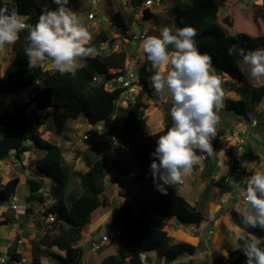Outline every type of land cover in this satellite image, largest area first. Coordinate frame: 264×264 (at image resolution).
<instances>
[{"label": "trees", "instance_id": "16d2710c", "mask_svg": "<svg viewBox=\"0 0 264 264\" xmlns=\"http://www.w3.org/2000/svg\"><path fill=\"white\" fill-rule=\"evenodd\" d=\"M76 0H69L66 6L71 10L76 8ZM144 0H131L134 7L140 6ZM183 5H175L170 9L173 17V30L184 26H192L197 30L196 45L201 53H207L212 57V66L223 72L225 75L236 79L244 85L247 99L225 101L222 107L223 112L230 116L242 117L250 120L252 116L261 121L264 117L259 112L261 102L264 98V86L254 87L247 84L241 71L242 57L238 49L255 50L264 48V36L251 37L248 33L240 32L230 35L218 21V10L225 6L226 0H182ZM0 7H6L9 11H15L26 18V23L35 24L40 15L45 11L54 10L57 5L53 0H0ZM135 9V8H134ZM132 14L126 15L122 9H118L111 17V25L115 31L125 33L132 23ZM264 13V8H258ZM153 16L149 9H145L143 17L149 19ZM264 18V15H263ZM232 17L226 18L222 24L229 27L232 24ZM28 33L25 29L19 34L17 41L12 44L14 59L0 75V95L22 89V91L41 85L39 90L25 104L19 106L14 112L7 110L0 114V160L14 152L16 159L20 160L22 155L31 148L28 142L34 147L45 152L44 156L36 161V168L39 176H45L53 182V192L56 199L54 205L45 211L56 217L47 233L39 240L40 244L47 248H57L65 253L62 258L63 264H81L82 250L74 246V243L81 237L83 228L89 223L91 214L99 206L105 204L103 184L106 171L105 160L94 161L89 169L78 176L80 196L70 206H66L62 189L65 186V173L63 169L64 159L59 146L43 139L38 132V127L45 125L48 119L52 120L55 132L62 135L67 129V121L75 119L80 115L88 125L96 126L107 121L117 112V105L120 97L126 91L118 87L115 79L126 72V64L129 56H136V45H129L128 49H119L105 54H96L94 57L83 58L82 65L77 68L76 74H60L44 70L40 65L29 68L28 58L25 49L28 46L26 39ZM114 39L109 38L104 30L99 31L92 39V46L107 44L111 49ZM169 51H172L169 48ZM150 64L144 61L136 69L137 85L139 89L133 94L132 102L126 106V114L122 123H111L105 130L108 138L127 147L130 155L141 165V172L145 177L150 178V164L152 163L151 153L155 150L156 140L160 135L166 133L171 127V117L161 131L153 134L146 133L148 117L145 115L148 99L152 97L154 90L150 86L148 71ZM94 78L98 79L97 81ZM107 82H110L112 90L105 89ZM37 83V85H36ZM31 104L37 110L52 113L37 115L34 112L29 114L27 109ZM171 101L169 103V111ZM213 154L207 155L204 161V175L213 173L217 166V135L211 141ZM198 155L201 153L198 152ZM118 167L119 163L115 162ZM240 164L233 158L230 173L221 176L213 185L218 187L222 194L230 193L231 186L227 182ZM124 169L120 172L124 173ZM212 180V179H211ZM18 184V178H13L0 186V206L6 205L14 194ZM29 195L26 202L31 206L26 208L25 215L33 213L37 205L44 202L40 195L42 181L27 179ZM232 223L235 234L238 237L243 225L241 215L233 212ZM174 218L178 223L185 226L199 225L203 221V215L199 210L192 208L187 201L178 194L177 188L173 185L168 187L167 194L158 191L156 198L150 204L143 207L138 215L129 204L121 208L120 221L122 223L129 248L120 254L110 255L104 258L99 264H144L141 255L151 251H161L165 264H172L182 257L194 256L198 248L186 242L171 243L170 237L165 231L168 221ZM62 221L63 223H60ZM42 226L41 223H37ZM48 228V227H47ZM57 230L53 233V230ZM247 234L264 236V231L259 228L247 229ZM245 234L247 240L251 235ZM236 239V240H237ZM243 244L244 241H239ZM227 264H247V257L240 247L227 250ZM16 262L20 260L18 255H12ZM31 264H41L38 256L32 258Z\"/></svg>", "mask_w": 264, "mask_h": 264}, {"label": "rangeland", "instance_id": "374dc122", "mask_svg": "<svg viewBox=\"0 0 264 264\" xmlns=\"http://www.w3.org/2000/svg\"><path fill=\"white\" fill-rule=\"evenodd\" d=\"M11 1V0H7ZM91 0H76L75 6L76 8L72 11L76 12L79 16H81L84 20L85 26L89 30L92 37L94 34L98 31L104 30L105 33L108 35L109 38L114 39V45L110 49L107 44H99L96 45V54H105L109 53L111 51H115L120 47L125 48L129 45H136L137 49L140 51L139 43H133L131 44V39L134 35H138L139 30L141 32H146L147 35H153L158 36L160 30L163 27H169L173 29V17L170 13V9L174 7L175 5H183L184 2L182 0H158V2L151 8H149L150 13L153 14V16L149 19H146L143 17L142 13H140V9L142 8V4L138 7H134V4L131 3V0H99V2L93 6L90 3ZM227 3L225 6L220 7L218 10V21L221 23L222 27L228 32L230 35H235L240 32L248 33L251 37H257V36H264V13L260 11L258 8H264V1H253V0H226ZM144 2V1H143ZM136 9L134 12V16L132 15V23L130 24L129 30L125 33H121V31H115L112 28H110L111 25V17L112 15L118 10L122 9L126 15L131 16L132 9ZM94 13V19L91 21L87 20V15L89 13ZM232 17V24L234 26L229 27L227 25H223L222 21L226 18ZM105 18V19H103ZM174 31V30H173ZM95 32V33H93ZM92 40L89 42L88 46H92L91 44ZM94 46V45H93ZM12 45H7L3 48H0V75L4 72L6 67L12 62L13 60V54L14 51L12 49ZM171 48V47H170ZM173 51V49H171ZM95 54V55H96ZM140 55L142 56V59L144 58V53L141 50ZM83 59L79 61V67L82 65ZM40 66L47 71L54 72L51 70L46 64H40ZM215 70V74L219 75L222 80V87L225 90V96L223 100V105L225 106L226 102L229 100H239V99H247V95L244 89V85L240 82H238L236 79L231 78L227 75H225L223 72L218 70L217 68L213 67ZM167 69H165V72ZM241 71L246 79L247 84L252 85L254 87H261L264 86V78L261 79H254L250 75V66L246 64H241ZM41 85H38L37 87H33L32 89L17 92L15 94H5L0 95V114L7 110L9 112H14L16 109L19 108L20 105L25 104L29 101V99L32 98L34 92L39 90ZM105 89L109 90V87L106 86ZM138 90V88H137ZM136 90V91H137ZM133 93H130L129 91H125L122 96L120 97L117 105V112L114 116H112L110 119H108L105 122H102L96 126H90L85 122L84 116L80 115L75 119H69L67 121V129L64 132L65 134L62 136H58L55 132V127L52 123V120L48 119L44 125L43 128L38 127L39 131L44 133L46 132L48 135L42 136L43 139L59 146L62 150V155L64 159L63 169L65 173V186L62 189V194L64 197V200L66 201L67 205H70V203L74 200L75 196L78 195L80 192L78 185V176L83 174L87 167L96 160L101 157H104L103 160H105L106 163H109L112 165L108 168H106V175L103 181L105 192L103 194V197L105 200H107L106 206L101 205L98 209L95 210L94 217L98 218L103 214H113L112 212L116 211V213L119 212V201L122 200V198H125L124 192H129V190L133 191L136 196V202H134L135 209L139 212L141 210L143 205L149 204V194H146L147 186L149 188V191H153V194L151 197H154L155 194L158 193V191L155 189L153 182L150 183L147 179L144 178V175L141 172V168L137 162H135L134 158L130 155L128 149L126 146L114 141L113 138H108L105 134V129L107 126H109L111 123H122L123 119L126 114V106L129 102H132L133 99ZM169 103L170 99L167 98H161L153 93L152 97L148 99L147 102V108L145 110V115L148 117L147 123H146V133L147 134H153L158 131H161L164 128V125L169 121ZM259 112L263 113L264 115V98L261 102V105L259 106ZM34 111L33 105L29 106L27 109V112L31 114ZM35 114H46V113H52V110L40 112L34 111ZM226 112H223V109L221 108L218 112L219 121L216 125V135H217V151L219 152L222 150V148H225L226 153L225 158L221 157L220 159L217 158V164L221 163V165L224 164V167L217 166L214 174L211 175L212 180H210L209 185L207 186L208 191L206 192L205 196H199L197 192V186L195 185V181L191 180L187 176H185L182 180L183 185L182 186H176L177 192L179 195H181L183 198L186 199L187 203L189 205L195 204V199L198 201V205L201 206V212L204 215L205 222V233L207 232V229L211 228L212 225H215L213 223V220L217 219L218 216L226 214L227 216L224 219V224L227 223L228 219L232 224V213L238 212L240 215L242 212L246 211L248 205L247 203H244L242 200V197H240L238 193L239 187L242 186L241 182L243 184H246L247 181L244 180L238 173L237 170L228 177V183L231 186V192L232 193V199L229 200L227 203L222 200V197L225 194H222L219 192L218 187L214 186L212 181H216L221 176H227L230 173V169L232 167V159L235 155L236 147L230 138L231 131L233 130L232 123L228 119L235 117V116H227ZM236 118V117H235ZM254 122L256 121L258 126L256 127L258 129L259 139L254 142L255 136L254 132H251L250 129L247 128V133L245 135H241L245 141L246 147L244 148L245 151H242V155L248 154L249 148H252L254 146L257 151L261 154H256L255 156L259 158V155L264 154V131L262 130V133L259 129L260 126L264 124V117L261 121H257V118L255 116H252ZM256 119V120H255ZM252 120V119H251ZM229 126H228V125ZM2 127H0V130ZM237 131V130H234ZM233 131V132H234ZM90 133L91 137L88 140H82V136ZM43 135V134H42ZM48 136V137H47ZM32 142H28V144H31ZM32 147V145H31ZM34 147V146H33ZM36 149V147H34ZM42 154L45 152L40 150ZM37 155V153H34ZM39 157V156H37ZM217 157V155H216ZM8 161L12 160L13 157H8ZM25 159H28V156H24ZM254 159V158H253ZM3 162L0 163V181L5 182L6 180H11L15 177H17V173H19L16 168L15 163L11 166V163L9 162ZM251 161V165L258 166V162ZM115 162L122 165L121 169H124L123 172H133L136 177L128 182L123 181H116V177L119 175L120 171L115 166ZM264 162V159L261 161ZM33 163V162H32ZM31 163V165H32ZM257 163V164H256ZM226 166V167H225ZM254 167L252 169V172L248 177H250L252 174H254L257 171H262L260 167ZM35 167V165L33 166ZM112 167H115L111 169ZM32 168V167H31ZM32 172H34L33 169H31ZM237 171V172H236ZM197 173V172H196ZM203 173V172H202ZM22 175V174H20ZM200 178V176H197ZM197 177H195L197 179ZM202 180L205 178V175H201ZM27 179V178H26ZM201 180V179H198ZM47 181V179H46ZM145 182L143 186H136V184ZM204 181L200 182L203 184ZM4 185V184H3ZM1 185V186H3ZM135 187V189H134ZM192 191L194 193L190 194ZM16 196L18 197V205L20 207L26 206L25 198L29 195L28 186L26 184V181H21L19 185L16 188L15 191ZM50 195L53 198V203H50V207L54 205L56 199L54 197L53 188H51ZM74 197V198H73ZM73 198V199H71ZM144 199L145 202H141ZM231 211V212H230ZM116 217V215H114ZM113 217V218H114ZM113 218L108 221L110 224L108 225V228L104 230V226L102 227L101 231L96 232V234L93 235V237L89 240L87 238L83 237V240H79L77 244H75V247H79L82 249V263L81 264H97L98 262L102 261L104 258L110 255H115L119 250L122 249V247H127V239L126 235L122 226V223L120 221V218L117 216L116 221H113ZM228 221V224H229ZM227 224V225H228ZM179 226H181L184 231L189 230L188 226H185L183 224L178 223ZM215 228V227H214ZM118 231L121 233V236L118 237L116 240H111L107 244H105L102 248H100L97 251H91L89 248L91 246V243H98L100 240V237L102 235H107L109 238H111L114 233ZM212 231V230H211ZM184 233V232H183ZM227 233L232 234V236L227 239L226 241V247L233 248V239L236 237L235 234H233L232 230H228ZM213 234V231H212ZM210 234V235H212ZM23 240L27 244V246L30 249V254L28 255L31 257L32 255L36 254L37 250L36 248H42L39 243L37 242V236L30 235L28 233H25L22 235ZM212 238V237H210ZM84 241V242H83ZM209 244L211 245V241H209ZM199 243L200 251L197 253L200 254L202 252V246ZM43 249V248H42ZM123 252V251H120ZM156 253L160 254L162 257L161 251L157 250ZM43 254V253H41ZM45 257L44 255H42ZM206 257L205 254L199 255L198 258L194 260V262L202 261L203 257ZM32 258V257H31ZM207 258V257H206ZM30 259V258H29ZM44 259V258H43ZM210 262L209 264H227V258H225L224 254H214L213 257L210 255L209 257ZM209 262V261H208ZM186 262L183 261L181 264H185ZM128 264V263H127ZM200 264H205V262H201Z\"/></svg>", "mask_w": 264, "mask_h": 264}, {"label": "clouds", "instance_id": "9594fccd", "mask_svg": "<svg viewBox=\"0 0 264 264\" xmlns=\"http://www.w3.org/2000/svg\"><path fill=\"white\" fill-rule=\"evenodd\" d=\"M53 3L57 8L42 13L34 25L26 23V18L14 10L0 7V48L14 44L26 29L25 55L29 68L46 64L54 72L75 75L79 61L94 57L97 50L88 46L92 35L83 18L66 7L69 0H53ZM197 34L192 26L175 31L163 27L158 36L145 33L139 41L150 64L148 71L153 73L149 80L154 94L171 101V127L159 136L150 154L149 172L161 194H167L168 187L182 182L191 173L193 165L200 162L198 152L213 154L211 141L216 136L218 112L224 106L221 77L215 74L212 57L197 48ZM170 47L173 51H169ZM238 53L242 62L250 66L252 78H264V48H241ZM247 164L241 167L246 168ZM245 180L247 183L241 182L237 193L248 205L241 213L244 234L234 244L247 257V264H264V236L247 234L249 228L264 231V171H257ZM231 199L232 193L222 197L225 203ZM245 234L251 235V239L247 240Z\"/></svg>", "mask_w": 264, "mask_h": 264}, {"label": "crops", "instance_id": "0c3cea01", "mask_svg": "<svg viewBox=\"0 0 264 264\" xmlns=\"http://www.w3.org/2000/svg\"><path fill=\"white\" fill-rule=\"evenodd\" d=\"M103 19H105V18H103ZM93 33H95V32H93ZM94 36H95V34H94ZM94 36L92 37V39L94 38ZM118 49H120V47ZM121 49L126 50V49H128V47L121 48ZM141 50L142 49H140V51ZM140 51H139V49H136V57H137L138 63L141 65L144 61V58L142 59V56L140 55ZM13 55L15 56V54H13ZM14 56H13V59H14ZM36 85H37V83H36ZM32 105L34 107V111H36V112L39 111L38 114H40V112H43L41 110H37L35 108L34 104H31V106ZM227 116L230 117L229 114ZM251 119L246 120L242 117H236V118L232 117V118L228 119L229 121L233 122L232 126H231V127H233V130L231 131V134L229 135L230 138L233 137L235 132H239L240 134L245 135L247 133V128H248V129H250L251 132H254V136H255L254 142L257 141L260 137L259 134L257 133L258 129L256 128L258 126V124L256 121L254 122L253 118H251ZM43 127L44 126H42L41 128H43ZM260 128L261 129H259V130L262 133V130L264 131V124L262 126H260ZM37 130H38L39 134L41 135V137L48 135L46 132L42 133L39 131V129H37ZM234 130H237V131H234ZM64 134L65 133H63L62 135H64ZM62 135H58V136H62ZM31 145H32V147L30 148V150L28 152L24 153L20 160L15 158L14 152H11L5 160H0V163L7 162L9 159L8 157H10V156L13 157V159L10 160L12 163L10 161H8V162L11 163V166L15 163L14 166H16V168L18 169L17 171L19 173H17V177H15V178H18L17 186L19 185V183L21 181H27V179H30V178L42 181L43 187H42V191L40 192V195H42L44 197V202L42 204L45 208H49L51 205L50 203L54 202L53 198H51L52 196L50 195V191H51V188L53 186V182L45 176H39L40 174L36 168V161L41 159L45 153L42 154L40 152V150L35 149L33 147L34 145L32 143L30 144V146ZM255 147H257V146L249 148L248 154L242 155V151H245L244 148H247L246 144H245L243 146L242 151L240 152V155H242L243 163L247 162L248 164L246 166L250 167L251 170L257 166V165L252 166L250 164L251 161L254 160L253 162H256V161L258 162L257 167H260L262 169V171H264V162H261L264 159V154L262 156L259 155V158H257L255 155L256 154L258 155L261 153L258 152L257 151L258 149H256ZM226 151L227 150H225V148H222V150L220 152L218 150L216 153L217 158L218 159H220L221 157L225 158L224 154L226 153ZM34 153H37V155H35ZM25 155L28 156V159L24 158ZM37 156H39V157H37ZM99 159L103 160L104 157H101ZM99 159H96V160H99ZM135 162H137L139 164V162L137 160H135ZM31 163H32V165H31ZM34 165H35V167H33ZM104 165H105V171H106V168H108L107 165L110 167L112 165V163L109 164V163H106L104 161ZM139 166L141 168L140 164H139ZM217 166H219V167L223 166L224 167V164L221 165V163H219V164H217ZM217 166H216V168H217ZM89 167H90V163H89V166L87 167V169L85 170V172L89 169ZM240 167H241V165L239 166V168ZM113 168H115V167H112L111 169H113ZM117 168L120 171V169L122 168V165L119 164V166ZM216 168L214 169L213 173H211L208 176H205V178L202 180L201 175L202 174L204 175V164L199 162L198 164L193 165L192 171L190 174L187 175V177L190 178L191 180L195 181V185L197 186V192H198L199 196H205L206 195V192L208 191L207 186L209 185V182L211 180L210 179L211 175L214 174ZM31 169H33L34 172H32ZM20 174H22V175H20ZM198 175L200 176V178L197 177ZM195 177H197V179ZM144 178L147 179L150 183L153 182V180H151L148 177L144 176ZM46 179H47V181H46ZM116 179H117L116 181H120L119 175L116 177ZM198 179H201V180H198ZM201 181H204V183L202 182L203 184H201V186H200ZM6 182H8V180H6L5 182L0 181V186L3 184H6ZM144 184H146V183L142 182V184L138 183V184H136V186L138 185L141 187ZM17 186H16V188H17ZM16 188H15V191H16ZM134 189H135V187H134ZM79 190H80V192L78 193V195L75 196V198L73 197L74 200H76L80 196L81 189L79 188ZM131 190H129V192H124V194L126 196H125V198H122V200L119 201V208L120 209H119L118 213H116V211H114V212H112L113 214H103L100 217L95 218L94 214H93L95 212V210H94L93 213L91 214V218H90L89 223L83 228V230L81 232V237L79 238V240L82 241L83 237L84 238L86 237L87 240L91 239L93 237V235L96 234V232L101 231L103 226H104V230L107 229L108 225L110 224L108 222L110 220V218L112 219L114 217V215H116V217L113 218L112 222L116 221L117 219L120 218L121 208L124 204L131 205L134 209L135 214L138 215L140 213V210L138 212L134 207V202H136V196H135V193H133V191H131ZM147 190L148 191L146 192V194H149V201L151 202L154 198H156L158 193L155 194L154 197H151V195L153 194V191H149L148 186H147ZM192 193H194V191L189 193V195ZM13 195L16 196L15 192ZM73 198H71V199H73ZM17 199H18V197H17ZM25 202H26V198H25ZM64 202L66 204L65 200H64ZM141 202H145L144 199ZM150 202H149V204H150ZM198 202H200V201L195 199V202H194L195 204L192 203V205H190V206L192 208H194L195 210H199L201 212V206L198 205ZM71 203H70V205H71ZM106 204H107V200H105V204H103V205L106 206ZM149 204L143 205L142 208L148 206ZM17 205H18V201H17ZM40 205L41 204L37 205V207L34 209L33 213L29 216L25 215L26 208L31 206L27 202H26V206L20 207L18 205L17 210H12L11 208L8 207V204L0 206V264H1V260H5L6 261L5 264H31L32 258L34 256L39 257L41 264H63V262L61 260L62 258L65 257V253L63 251H59L55 247L47 248V247L41 245L39 242L40 238L45 233H47L48 229H50L52 227L50 225L39 226L37 224V222L34 221V215L33 214ZM70 205L66 204V206H70ZM142 208H140V209H142ZM202 215H203V213H202ZM117 216L119 218H117ZM226 216H227V213L220 215L217 217V219L213 220V223L215 225H212L211 228L207 229L206 233L204 232L205 231V227L203 224L205 222L204 219L199 225H190V226H188L189 230L184 231V229L178 225L177 220L174 218H171L165 227V231L167 232L168 236L170 237L171 243H178V242L189 243V244L196 246L198 248L197 253L200 251V248H199V243H200L201 244L200 246H202V249H203L202 252L198 255L196 253L194 256L182 257L181 259L177 260L176 262H174L172 264H181V262H183V261L186 262L185 264H200L201 262H205V264H209V263H211L209 257H210V255H212V257H213L214 254H218V255L224 254L225 258L228 259L227 250L228 249H235L237 247L236 244H234V240H236L237 237H235L233 239V244H234L233 248H229V247L225 246L227 239H229L232 236V234L227 233L228 230H232L233 234H235V228H234V226L231 225L229 219H228L229 224H228V221L226 224H224V219L226 218ZM203 218H204V215H203ZM211 230L213 231L212 235L209 234V231H211ZM56 231L57 230L54 229L53 233H56ZM25 233H28V234L34 235V236L36 235L37 236V242H34V244L39 243L41 245V247L43 248V249L42 248L39 249V248L35 247L37 252H36V254L31 256L32 258L28 256L31 252H30L29 247L27 246V244L25 243V241L22 238V235ZM210 237H212V238H210ZM18 240H21V244L19 246H17ZM79 240H77L74 243V246H75V244H77V242ZM209 241H211V245L209 244ZM125 246L122 247V249L119 250L116 254H120V253H122L120 251H126L129 248L128 244H127L126 248H125ZM17 251H18V253H17ZM41 253H43V254H41ZM202 254H205L207 258L204 256L203 260L201 262L198 261L195 263L194 260L196 258H198L199 255H202ZM12 255H18L20 257V260L18 262H16L15 260H12L13 259ZM42 255H44L45 257H43ZM140 257H141V260L143 261L144 264H165L163 257H161L160 254L156 253V251L146 252V253L142 254ZM21 259H24V261L22 262ZM100 262H98L97 264H99ZM81 263H82V261H81ZM127 263H128V260H127L126 264Z\"/></svg>", "mask_w": 264, "mask_h": 264}, {"label": "built area", "instance_id": "2783aa9c", "mask_svg": "<svg viewBox=\"0 0 264 264\" xmlns=\"http://www.w3.org/2000/svg\"><path fill=\"white\" fill-rule=\"evenodd\" d=\"M256 1L262 2L264 0H256ZM98 2H99V0H91L90 1V3L93 6H95ZM157 2H158V0H144V2L142 4V8L140 9V13H142V15H143V12L145 9H149V8L153 7ZM134 10H136V9H134ZM92 19H94V13L93 12H91L87 15V20L91 21ZM145 33L146 32H141V30H139L138 35H134L132 37L131 44L139 43L140 39L143 37V35H145ZM117 50L118 49H116L115 51H117ZM125 67H126V72L117 76L115 79V82L117 83L118 87L125 88L126 91H129L130 93H135L137 88L139 89V86L137 85V73L135 71L139 67L137 57L136 56H129L128 62H127ZM130 72L132 73L131 76L129 75ZM98 79L94 78L95 81H97ZM106 86L109 87V90H112V86H111L110 82H107L105 87ZM241 135L242 134H240L239 132H235L233 137L231 138V140H233V142L235 144L236 151H237L233 158L240 165H242V163H243L242 155H240V152L242 151L243 146L245 145V141ZM90 137H91V135L88 132L87 134L82 136V140H88ZM199 156L201 157L200 163L204 164V161L206 159L207 154L201 153ZM246 168L240 167L239 169H237L239 175L244 180L248 178V176L250 175V173L252 171L250 167L246 166ZM135 177H136V175L133 172H124V173L119 174V179L123 182H128V181L134 179ZM182 185H183V182L176 184V186H182ZM242 200L244 203H247L243 198H242ZM17 201H18L17 197L15 195H12L10 197L8 203H7L8 207L11 208L12 210H17V208H18ZM45 211H46V208L43 206V204H41L33 214L34 215V221L39 222V223H41V225H45V226L52 225L53 223H55L57 221L56 217L52 213L45 215ZM60 223H63V222L60 221ZM209 234H212V231H209ZM120 236H121V233L118 231H116L111 238H109L107 235H103L100 237V240L98 243H91L90 250L91 251H97L100 248H102L105 244L110 242L111 240H116ZM20 244H21V240H18L17 246H19ZM17 253H18V251H17ZM21 261L23 262L24 259H21ZM5 262H6L5 260H1V264H5Z\"/></svg>", "mask_w": 264, "mask_h": 264}, {"label": "water", "instance_id": "95a60500", "mask_svg": "<svg viewBox=\"0 0 264 264\" xmlns=\"http://www.w3.org/2000/svg\"><path fill=\"white\" fill-rule=\"evenodd\" d=\"M22 91V89H18L17 91H14V92H11L12 94H15V93H17V92H21ZM2 95H5V94H2Z\"/></svg>", "mask_w": 264, "mask_h": 264}]
</instances>
